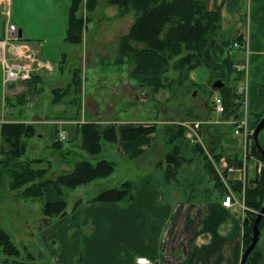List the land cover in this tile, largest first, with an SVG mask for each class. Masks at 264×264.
<instances>
[{
	"label": "crops",
	"instance_id": "1",
	"mask_svg": "<svg viewBox=\"0 0 264 264\" xmlns=\"http://www.w3.org/2000/svg\"><path fill=\"white\" fill-rule=\"evenodd\" d=\"M238 1L212 0L215 8L217 7L221 10L222 17L224 15H232L233 6L236 8ZM11 3L12 0H0V7L4 5L10 6ZM248 3L251 29L246 36H235H241L245 39L247 50L234 52V56H232L237 61L248 60L249 63L247 110L252 117V114H264V0H248ZM226 7L230 11H227ZM123 26L125 28V25ZM130 26L133 25L130 24ZM13 29L19 32V37H10V30ZM125 31L127 32L128 30L125 29ZM123 35V33L121 34L118 31L119 37ZM114 39L115 37L110 38L113 42ZM24 40L25 36L22 30L18 31L12 24L5 26L4 39L0 40V45H5L6 59V62H4L0 57V62H2L0 64V99L3 93L2 87L7 85L5 83V64L7 62H14L22 58L29 60L30 58L35 67V57L41 61L43 60L38 49L23 42ZM10 41L12 42L10 43ZM64 43H67L65 39ZM63 55L64 60L66 54ZM100 55L104 56L106 54L102 53ZM34 67L30 81L10 86L6 104L10 102L13 107L22 108V110H18L19 118L10 116L4 119V123L23 122L34 125L36 129L49 126V130H52L49 145L57 141V131L61 132L63 130L67 132L69 138L67 136L65 141L60 140L62 145L54 149H58L54 154L56 157H64L63 160H66L64 164L67 166L66 170L62 168L61 172H74L77 163L73 166L67 165L70 164L68 158L73 154L74 148L81 154L84 152L80 149V143L76 142H80V136H78L79 127L84 123L83 118L88 113V110H86L85 105L78 108L76 106L77 101L75 102L72 94L65 95V101L54 104V90L67 88L72 79L67 85L51 86L47 89L48 92H45V87L42 89L41 84L45 80L55 82L57 79H47L46 75L51 73L43 72ZM110 67L112 74H119H117L118 78L116 76L111 77L112 75L107 76L109 78L107 80L108 83H113L116 79L125 80V72L120 66L111 64ZM82 68H84L82 72L85 73V65L82 64ZM64 71L65 69L61 71L59 66L57 78H60V75L64 76ZM120 71H123V73ZM86 73L88 74L87 71ZM192 73L191 79L195 80ZM126 81L130 82L128 78ZM26 87L27 89L25 90ZM11 89H13L12 93H10ZM42 93H47V95L43 96ZM96 94V88L88 93V89L84 86L82 100L86 101L88 99V104L90 103L89 109L90 105L92 109L97 108V104L93 101ZM51 105L52 110H47L51 108ZM42 108L46 110H42ZM211 108L213 109L212 103ZM242 111L243 109L239 113ZM14 112L16 111L12 113ZM215 114L217 118H214ZM223 115L218 114L213 109L209 112L208 121V114L204 117L206 119L204 123L210 124L207 132L209 135L211 133V138L206 143L207 145L209 144L210 150L204 144L203 137L201 146L209 154L212 165L216 166L219 164L222 167V171L227 173L229 177V180H226L228 191L232 192L236 200L241 203L244 198L243 191L241 194L237 193L231 186V182H242V185L246 187L249 185L253 186L254 184L251 182L258 175L260 162L253 157L246 160L247 146L243 136L235 134L236 126L234 122L236 120L234 115L229 119H225ZM67 117L69 118L67 119ZM42 120L46 121L40 123ZM109 122L117 124L118 142L114 143L115 146L110 147L116 152L113 153L116 158L115 160H108L115 163V169L117 158H119L118 160L126 161V163H134L133 166L136 168L138 165L135 164H138L148 154H153V169L138 171L137 180H122L121 186L126 182L133 184L132 202L126 200L124 202L102 203L94 201L99 194L91 200L82 199L78 195L70 207V202L66 200V192L62 199L65 203V209L60 215L45 217L41 209L42 222L50 227L56 226V232L51 237L59 238L62 250H64V254L60 255L54 254L53 250H51L54 262L56 264L62 262V264H135L137 258L146 257L152 260L154 264H240L244 248V226L243 218L241 219L243 213L242 216H238L239 205L236 204L233 208L224 207L223 201L227 195L222 196L218 192L213 193L212 180H208L210 184L208 189L202 187L206 180H198L199 187L192 188L194 194L190 193L189 196L178 189L179 185H177V182L169 183L167 181L164 159L170 150V145L167 143L166 138H164L165 142L161 147L155 145V140L158 137V133H160L158 130L160 122L136 118L128 121L129 123L127 124H130V126H124L123 129H118L120 128L118 126V118ZM182 124L185 123L182 122ZM154 125L157 128L153 133L139 136L129 142L123 138L122 132L124 130L140 126L152 127ZM227 125L233 127L234 136H225L224 131ZM202 128L201 126V134ZM43 131L46 133V130ZM164 134H166L165 127ZM38 135L39 139L44 137L43 132H39ZM67 141H69L68 147L64 148V144ZM30 142H33V140ZM28 143L27 140V145L29 146ZM249 147L251 148V143ZM217 155L222 156L218 163L214 159ZM190 156H192L191 158H193L194 162H198L201 159L194 157L195 155L193 154ZM235 158L243 160L242 168L235 166ZM40 160L49 161L44 158H35L32 159L34 161L33 166L38 165L39 168H46L42 167L44 162L37 163ZM249 163L251 164L250 168L248 167ZM204 169L208 170L205 166ZM192 172L196 174V171ZM114 174L115 171L108 178L99 180H107ZM199 174H202V170L198 172ZM99 180L67 191H79L80 188L88 187ZM43 198V203L57 202L59 199L53 188L48 189ZM75 204L77 205L75 206ZM39 257L42 260L45 259L42 253L39 254Z\"/></svg>",
	"mask_w": 264,
	"mask_h": 264
},
{
	"label": "rangeland",
	"instance_id": "2",
	"mask_svg": "<svg viewBox=\"0 0 264 264\" xmlns=\"http://www.w3.org/2000/svg\"><path fill=\"white\" fill-rule=\"evenodd\" d=\"M87 1L88 0H83L81 14L80 11H78V15L82 16L86 21L85 26L87 25L84 31V43L81 46L64 43L70 17L71 0H12L10 6H1L0 40L4 39L5 26L7 24H12L18 31H23L25 36L23 42L29 44L31 47H36L42 56L41 58L54 66L53 68L50 63L44 62L43 60L41 61L36 57L34 59L35 68L43 72L47 71L51 73L50 75H46L47 79H57L55 82L45 80L41 84L42 89L45 87V92H48L47 89L51 86L59 87L67 85L72 79L71 72H73V69L76 70L75 77H78V79L77 82L75 80L74 86L72 87L74 100L75 102L77 101L76 106L78 108L79 106L83 107L85 105L86 110H88V113L83 118L84 123L80 126H84V128L88 127L87 130L90 133L96 134L97 127L100 128L102 126L108 128L105 133H109L111 137L112 128L110 126H113L114 123L109 122L110 120L118 118V126H120L118 129H123L124 126H130V124H127L129 123L128 121L136 118H145L150 121H156L157 123L160 122L158 126L160 133H158V137L155 140V145L161 147L165 142L164 138H166V134H164V127L166 128L167 125L176 126L182 122L194 121L192 115L195 113H204L203 117H206L208 114L207 121L209 120L210 109L209 107L206 108V106L211 103L212 98L219 94V92L214 90L213 97H210L209 92L213 89L211 84L213 78L211 77V71L205 66L198 67L193 71L192 75H194L195 80L190 79V82H186L180 86L178 84H173L179 77V73L174 70L173 63H175L174 61H176L178 57L175 58L172 63V69L169 71L171 74L168 75L169 84H173L172 86L174 87L167 88V90H162L161 92L159 91V93L154 92L151 88L143 87L141 83L133 77L132 70L128 66L117 65L125 72V80L116 79L113 83H108L107 80H109V78L107 76L112 75L111 77L116 76L118 78L117 74H119H112L110 65L114 63L109 61L116 58L119 41L124 35L129 34L133 28L136 22V15L133 12L127 16L121 17L119 15V9L116 6L108 4L106 0H99L98 8L93 12H89ZM206 2L209 8H215L212 0H206ZM226 10L230 11L227 7ZM130 24L133 26H130ZM123 25H125V28ZM125 29L128 31L126 32ZM250 29L251 21L248 0H239L236 8L233 6L232 15H224V17H222V36H226L227 38H233L236 35L246 36ZM118 31L124 35L119 37ZM111 37H115L114 42L110 40ZM11 42L12 41H10V43ZM4 50L5 45H0L1 60L6 62ZM102 53L106 55L101 56L100 54ZM63 54H66L64 57L66 62H62ZM25 61L31 63L32 60L30 58L29 60L25 58ZM60 62H62L61 67L65 69V71L64 76L60 75V78H57V75H59L58 68ZM0 64H2V62H0ZM82 64L86 67L83 75L80 73V70L77 69L80 67V69L84 71ZM123 71L120 72L123 73ZM82 77H85L84 85L88 89V93L92 89H97L96 97L93 98L94 103L97 104V108L95 109H92L91 105L89 109L90 103L88 104V99L84 101L82 97H79L80 90L78 87ZM95 77L98 79L96 78L97 80H94ZM127 78L130 82L126 81ZM82 81L83 79L81 83ZM191 82L198 83L199 86H193ZM17 83L21 82L7 83V85L2 87L3 93L0 99V148L2 145L1 125L5 122L4 119L10 116H17L19 118L20 114L18 110H22V108L17 109L13 107L10 102L6 104L10 86ZM26 89L27 87L25 90ZM12 92L13 89H11L10 93ZM42 94L43 96L47 95V93ZM57 97L55 96V98ZM64 98L65 97L60 98L58 102L53 100V103L58 104L63 102ZM50 107L51 108L47 110H52V105ZM42 110L46 109L42 108ZM191 110L192 112H190ZM13 111L16 112L12 113ZM79 115L81 118V114ZM216 116L215 114L214 118H217ZM45 121L42 120L40 123ZM203 124V136L201 134V137H203L204 144H206L209 138H211V133L209 135L207 132L210 124H207V122ZM115 125L117 126V124ZM48 127L49 126H45L44 128L34 131L28 130L32 135L28 137L29 146L26 145L29 149L26 155L20 159V162L24 161V163L21 162L22 164H25L26 160L32 161V159L35 158L48 159V162L42 160L37 162H44L42 167H46L50 170L45 177H42L43 180H52L56 176L66 173L60 170H62V168L66 170L67 167L64 165L66 163V160H63L64 157H56L54 154L58 151V149H54L61 147V132L59 131V133L57 131L59 142L54 141L52 145H49L50 138L52 137V130H49ZM43 130H46V133ZM28 132L26 133L28 134ZM39 132H43L44 137L41 139H39ZM173 132H176L175 128L172 127L168 129L170 135ZM224 133L225 136L235 135L231 125L225 126ZM66 135L68 136L67 132ZM172 138L173 141L175 140L176 143L178 142L176 148L178 150L179 141L174 137ZM31 140H33V142H30ZM261 140L264 147V133L261 135ZM76 143L81 144V139L80 142L78 141ZM68 144L69 141L65 142L64 148H67ZM208 145L206 144L207 148L210 150V146ZM113 146L115 145L106 144L103 152L95 160L85 152L81 154L77 149L72 148L74 152L68 158L70 164L67 165L73 166L83 160H91L93 163L104 159L115 160L116 157L113 153L116 152L110 148ZM185 149L188 150L184 153L188 157H191L190 149L192 150V146H188V148ZM177 150L173 154L178 153ZM118 159L119 158L116 159L115 174L111 178L96 181L88 187L80 188L79 191L66 190V200L70 202V207L78 195H80L82 199L91 200L105 190L120 187L122 180H137L139 176L138 171L144 169L152 170V165H154L153 154H148L143 160L139 161L138 164H135L138 165L136 168L133 166L134 163H126V161ZM216 163H218V161H216ZM7 166H9L8 162L5 166H0V230H5L11 236L13 242L20 249L21 255L18 258L13 256L9 257L0 249V264H56L52 257L53 253L59 255L64 254V250H62L59 238L51 237L52 234L56 232V226L50 227L42 222L41 209L43 199L41 201H26L25 198L27 197L23 196L22 190H13L11 188L12 180L5 173ZM204 166L205 162L202 158L199 159L198 162L191 161L189 165H186L178 176L179 180L175 181L178 183L177 185H179L178 189L181 192L187 193L189 196L190 193H193L192 188L199 187L198 180H206V182L202 184V187L208 189L210 186L208 180H212V176L208 170L204 169ZM250 166L251 164L249 163L248 167L250 168ZM34 167L39 168L38 165ZM213 168L216 172L218 171L222 183L225 185V188L228 189L226 180H229V177L227 173L222 171V167H220L219 164L216 166L213 165ZM201 170L202 174L198 175V172ZM192 171H196V174ZM212 187L213 193L218 192V194L223 195V190L220 189V187L217 188L215 182ZM61 199L62 197L60 200ZM76 205L77 204H75V206ZM242 213V207L239 206L238 216H242ZM260 249L264 253V232L260 241ZM51 250H53V253ZM40 253L45 257L44 260L39 257Z\"/></svg>",
	"mask_w": 264,
	"mask_h": 264
},
{
	"label": "trees",
	"instance_id": "3",
	"mask_svg": "<svg viewBox=\"0 0 264 264\" xmlns=\"http://www.w3.org/2000/svg\"><path fill=\"white\" fill-rule=\"evenodd\" d=\"M106 2L116 6L121 17L133 12L136 15V22L133 28L129 34L124 35L119 41L116 58L109 62L130 67L133 77L143 87L151 88L157 93L174 87L172 86L173 84L182 86V84L190 82L191 73L196 68L205 66L211 71L212 86L217 80H222L225 84L223 88L217 89L213 87L211 92H209L210 97H213L214 90L219 92L217 96L223 99L226 109L225 113H223L224 118L229 119L234 115L235 120L238 121L243 117V113H239L241 106L236 102L239 97L236 93V84L243 80L244 76L242 73L237 72L235 66L240 60H235L233 54L238 51L234 46L236 42L242 46H245L246 42L241 36L233 38L222 36V12L219 8H209L206 0H106ZM98 3L99 0H88V11H95L98 8ZM82 5L83 0H71L65 42L74 46H81L84 43V31L87 25L85 26L86 21L84 18L78 15V11L81 14ZM177 57L178 59L173 63V60ZM62 62H66V59ZM172 63L174 64V70L179 73V77L170 85L168 75L171 74L169 71L172 69ZM60 69L62 71V67ZM77 69L83 75L82 70L80 68ZM75 72L76 70L74 69L71 83L67 88L54 90V96H58L55 98L56 102L60 98L65 97V95L72 94L74 96L72 87L75 80L77 82L78 79V77H75ZM84 82L85 77H82L78 87L80 98L83 94ZM192 84L193 86H199L198 83ZM207 107L213 110L211 103ZM203 115L204 113L193 114L192 118H194V121L189 123L200 122L203 127V123L206 121ZM252 115V117L250 116L249 124L254 131L264 114ZM110 127L112 128L111 137L109 133H105L108 129L106 127H97V132L94 134L87 130L88 127L80 126L78 132V136L81 139L80 149L92 159H97L106 144L118 142L117 126L114 124ZM172 127L175 128L176 132L170 135L168 129ZM156 128V125H154L152 127L140 126L127 129L123 131V138L129 142L139 136L153 133ZM165 129L166 141L170 145V150L164 159L167 181L170 183L179 180V172L183 166L193 161L192 156L188 157L184 153L188 150L185 148L192 146V150L190 149L191 154L204 160L205 167L211 174L213 183L215 182L216 187H220L223 190L222 196L229 195L230 192L222 183L218 171L216 172L213 168L209 154H207L201 144H192L190 142L187 127L180 123L176 126L167 125ZM28 130L34 131L36 128L32 124L23 122H6L1 125L0 166H5L8 162L9 166L6 167L5 173L12 180L11 188L13 190H22L23 196L27 197L25 198L26 201H41L44 199L43 197L48 189L53 188L55 190L59 199L57 202L43 203L42 212L45 217H54L62 213L65 209V203L62 199L66 190H73L95 180L108 178L115 171L114 162L105 159L95 163L91 160H83L76 164L74 172L61 174L52 180H43L42 177H45L50 171L48 168H34V161L26 160L25 164L21 163H24V161L20 162V159L26 155L28 150L26 146L28 137L32 136ZM263 133L264 130L260 134L262 147L261 135ZM172 137L179 141L178 150L176 149L178 142L173 141ZM57 142H59V136ZM61 145L62 143L60 142ZM176 150L178 153L173 154ZM252 157L264 163V155L257 149L254 139L246 160ZM221 158L222 156L217 155L214 159L219 162ZM234 162L235 166L243 167V160L235 158ZM251 183L254 185L246 187L243 198L247 207L244 218L242 219L241 217L244 226L243 254L252 243L254 222L264 205V168L261 172H258V175ZM231 186L237 193L241 194L243 191L242 182H231ZM133 189V184L126 182L119 188L110 189L99 194L94 201L115 203L127 200L132 202ZM61 197L62 199L60 200ZM259 229V242L247 259L246 264H263L264 262V253L260 249V241L264 232V217L259 224ZM0 249L9 257L18 258L21 255L20 249L13 242L11 236L3 229L0 230Z\"/></svg>",
	"mask_w": 264,
	"mask_h": 264
},
{
	"label": "built area",
	"instance_id": "4",
	"mask_svg": "<svg viewBox=\"0 0 264 264\" xmlns=\"http://www.w3.org/2000/svg\"><path fill=\"white\" fill-rule=\"evenodd\" d=\"M19 32H17L15 29L10 30V37H19ZM17 34V35H16ZM235 49L238 51H246L247 45L242 46L240 43L236 42L234 44ZM245 49V50H242ZM33 61L31 63H28V61H25V58L17 59L16 61L9 63H6L5 72H6V81L5 83H15V82H27L32 79V71H33ZM35 68V67H34ZM238 73L243 74V80H241L237 86H236V93L239 96L238 100L236 101L240 106L241 109H243V117L234 122L235 128V134L236 135H242L245 139L246 144V157L250 153V143L252 144V136L254 134V131L251 129L249 121H250V113L247 110V95L249 90V84H248V68L249 63L248 60H243L240 63H237L235 66ZM212 107L218 114L225 113V105L223 102V99L220 96H214L212 98ZM187 127L188 133H189V140L192 144H201L202 143V137H201V123L196 122L193 124L185 123L183 124ZM66 132L61 131L60 134V140L66 139ZM264 168V163L260 162L259 164V170L258 172H261V170ZM245 189L246 186L243 185V195H245ZM239 205L242 207L243 210V216L244 218L245 211L247 210V207L244 203V200L242 199L241 203H239L236 200V197L232 192H230L229 195L226 196L225 200L223 201V206L228 208H233L235 205ZM135 264H154V262L146 257H139L137 258Z\"/></svg>",
	"mask_w": 264,
	"mask_h": 264
},
{
	"label": "water",
	"instance_id": "5",
	"mask_svg": "<svg viewBox=\"0 0 264 264\" xmlns=\"http://www.w3.org/2000/svg\"><path fill=\"white\" fill-rule=\"evenodd\" d=\"M224 86L225 84L222 82V80H217L213 84V87L217 89L223 88ZM263 130H264V117L260 120L256 128L254 129V134H253L254 143L257 149L264 155V148L261 146V143H260V134L262 133ZM263 217H264V205L261 211L258 213L257 218L254 222L252 243L250 244V246L247 248V250L243 254L240 264H246L247 259L249 258L251 253L255 250L259 242V238H260L259 224L261 220L263 219Z\"/></svg>",
	"mask_w": 264,
	"mask_h": 264
}]
</instances>
